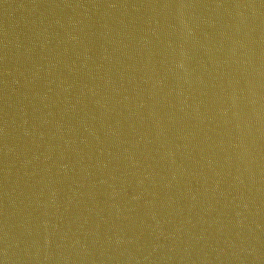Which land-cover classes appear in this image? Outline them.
<instances>
[{
	"label": "water",
	"instance_id": "obj_1",
	"mask_svg": "<svg viewBox=\"0 0 264 264\" xmlns=\"http://www.w3.org/2000/svg\"><path fill=\"white\" fill-rule=\"evenodd\" d=\"M0 264H264V0H0Z\"/></svg>",
	"mask_w": 264,
	"mask_h": 264
}]
</instances>
